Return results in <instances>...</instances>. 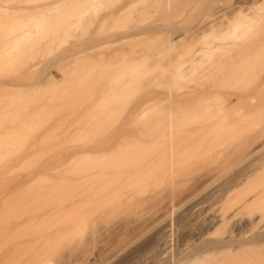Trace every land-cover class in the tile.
<instances>
[{
    "label": "rangeland",
    "instance_id": "rangeland-1",
    "mask_svg": "<svg viewBox=\"0 0 264 264\" xmlns=\"http://www.w3.org/2000/svg\"><path fill=\"white\" fill-rule=\"evenodd\" d=\"M105 1L109 2V6L106 2H102L106 5L101 4L97 8L98 11L90 8L92 9H89L90 14L87 8L84 12L85 17L83 15L81 18L74 19L78 21L80 18V22L78 21L79 23L75 26L76 29L73 28L75 21L71 22L70 17H68L70 20L58 19V22L61 21V23L57 22V24L53 17L56 26L59 24L55 30L52 27L53 31L57 30L56 34L51 32V27H48L50 35L46 33V30L43 34H47L48 37H39L35 42L34 50L36 52L41 51L44 54L46 52L47 57L55 58L61 62L59 65L60 69H64L63 79L65 80L62 79L58 86L47 85L45 88L47 95L42 99L45 100L44 109L47 112L53 113L54 111L55 113L54 117L48 113L47 115L52 118L49 119L52 125L57 126L56 133L45 131L51 135L45 134L42 129L39 132L43 131V134L40 133L35 138L37 142L35 143L33 140L29 145L36 150L39 149L36 151L37 153H41V147L42 150L44 147L47 148L46 153L49 154L52 149L53 151L62 149L61 155L63 154V156L64 152L67 154V149H73L77 145H80L79 147L84 145V149L86 147L102 149L103 147V151L95 149V154L91 156V153L90 159H83L84 164L82 165L81 161L80 169L93 173V166L95 168L97 166L96 162L104 160L108 166L106 165L105 170L101 169V173H96V179H99L102 173H109L106 178L101 177V181L99 179L94 182L95 177H92L93 185L91 184L78 197L79 238H77L75 246L78 251L77 255L69 260L66 257L61 262L51 264H92L90 262L94 257H97V253L100 254V258L96 261H99L107 259L112 251H117L116 256L106 260L104 264H140L143 263L142 255L145 256L146 253L147 255L151 254L150 257L145 256L149 260L146 261L147 264H248L253 254V251L251 254L250 252L253 249H251L252 244L249 246V232L245 228L247 232L243 228H241L242 231L233 229L235 234L231 233L233 239L229 240L233 246L231 249L217 248L219 246L206 248L210 243L217 245L216 242L219 243V239L223 235L230 233L229 229L233 226V223H230L232 220L211 224L212 226L209 224L208 233L204 234L207 236L200 238L201 241L195 239L194 235L191 236L190 230L193 225H197L196 222L206 225L205 219L210 213L228 210L233 201H240L243 194L249 192V188L254 182V175H251L253 159L250 161L247 157L250 154L247 153L248 150L251 151L253 142L251 139L255 130L256 101L259 91L254 78L249 77L244 60L248 56V44L258 37V28L253 25L250 32L242 36L240 33L232 36L227 29L231 23L227 26L225 23L227 24L228 17L237 22L244 19V16L255 15V9L249 3H245L239 8L242 13L237 10L234 12L232 9L233 15H231V11L225 10L229 12L226 13L219 9L220 7L222 9V4H230L233 0H171L168 12L164 6L165 0ZM263 3L264 1H261L259 6L262 7ZM103 7L105 9H102ZM84 8L86 7L83 6ZM74 10L76 11V9ZM99 10L102 11L99 12ZM107 10L109 12L105 15ZM223 11L225 15L222 13ZM82 14L83 12L80 16ZM13 15L17 16L0 15L1 26L7 24L4 22L10 18L17 20V17H20L21 21L29 16H22V19L19 14ZM2 16L5 19L1 18ZM163 16H166L167 19ZM199 26L201 29L198 28ZM167 28L172 30L168 31ZM168 32L173 33L170 36L172 41H175L169 60L160 52L153 54L155 45L157 46L160 44L159 42L165 40ZM57 41L61 49H56V55L52 46H55ZM208 43L213 44L212 48H206ZM38 45L41 46V49ZM43 47L48 51L53 48V51L47 52ZM65 48L67 49L65 50ZM24 50H30V48L27 47ZM68 56L71 58L68 59ZM137 60L139 61L136 62ZM241 61H243L242 64H240ZM139 62L144 63V68L136 65ZM168 63L174 68L171 70L176 71L171 80V84L175 85L172 87V97L174 96L173 102L175 101V107H178L177 110H179L177 112L180 113L174 130L173 145L175 156L179 157L177 160L180 159L178 161L181 166H178L176 174L174 173L172 176L165 172L168 160L167 138L160 134L162 127L152 121L154 119L152 116L156 117V113L157 116L161 115L158 112L162 111L167 104V80L162 77H166L164 71L166 72ZM18 65L14 64L13 66ZM173 65L177 67L175 68ZM135 68L136 71L138 69L141 71L136 72ZM43 70L45 71V69ZM21 71L23 72H21L22 76L27 72V70ZM36 72L34 73L36 74ZM67 72L70 74L68 75ZM32 75L34 76V74ZM29 76L32 78L30 74ZM115 83L117 85L121 83L120 86L118 85L120 88ZM125 84L128 87L124 86ZM88 92L89 97H87ZM2 96L0 101L3 104H1L6 105L9 102L8 98L6 100V97ZM82 100L85 105L89 106L86 107ZM84 106L85 109H83ZM146 108H149L148 111L151 110L153 113L151 114L150 111L145 113ZM193 109L196 111L192 114ZM197 112H201L198 113L201 116L196 114L199 116L196 117L195 113ZM76 118L77 120H75ZM1 120L0 123H3L6 119ZM150 122H153L155 127L150 125ZM9 124L10 119L5 124H0V129L3 128L1 125L6 128L9 126L11 129L12 125ZM80 124L82 127H79ZM76 126L78 128H75ZM9 128L7 130L4 128L3 131L9 132ZM85 129L89 132H85ZM154 133H159V140L157 134ZM143 138L145 140L142 141ZM154 138L157 140L151 141ZM117 144L120 145L121 152L118 150L114 152V155L110 154L111 150H115L113 147ZM26 147L29 146L26 145ZM31 147L29 149L33 151ZM79 147L76 148L80 149ZM76 148L74 147V149ZM107 148H109L110 156L107 152L109 156L106 155L107 159L103 157L105 159L99 158L96 161V154L103 153ZM128 148L132 150L130 151ZM26 149L28 150V148ZM92 151L94 153V150ZM249 166L251 168L247 170L252 177L246 173L248 176L247 179L245 177L246 181L244 182L243 177L246 174L242 171H245ZM169 177L172 180L168 179ZM238 196L241 198L237 199ZM197 202L198 208L193 213L187 212L189 206ZM199 204L201 205L199 206ZM238 215L241 214L238 213ZM163 227H166L168 231L165 246L162 245V247L154 249L152 237ZM239 231L242 233L240 234ZM183 236L189 241L192 240L193 244L190 241V244L186 242L189 246H185ZM194 243L197 246H194ZM192 247L199 252L202 251V254L191 256L192 252L189 251H192ZM232 249L233 251H231Z\"/></svg>",
    "mask_w": 264,
    "mask_h": 264
},
{
    "label": "bare ground",
    "instance_id": "bare-ground-1",
    "mask_svg": "<svg viewBox=\"0 0 264 264\" xmlns=\"http://www.w3.org/2000/svg\"><path fill=\"white\" fill-rule=\"evenodd\" d=\"M131 1H133V0H131ZM261 1L263 2L264 0H261ZM261 1H259V0H233V2L231 1L230 4L224 3L225 6L227 5V8H225V6L223 4L221 5L222 9H221V7L219 8L220 10H224V11L226 10V11H231V12L233 9L234 12H236V10H237L239 13H242V10H239V8L242 7V5H244L245 3L246 4L249 3L255 9V15H252L250 17L244 16V19H240L237 22L233 21V19H230V17H228L227 18L228 19L227 24L225 23L226 26L231 23V25H229L227 27V29L229 30L230 35L232 34V36H234L236 33H240L242 36L245 33L250 32L253 25H256V28H258V31H257L258 37L254 41H252L250 44H248V50H247L248 56L244 60V65L247 68V71L249 73V77L254 78L256 86H257L258 91H259V94L257 97L258 99L256 101L257 109H256V117H255V130H254V133H253L252 139H251V140H253V142L251 141L252 142L251 151L248 150V153H247V154H250L247 156V157H249V160L252 161V159H253V161H252L253 164H252V166L250 165L252 168L249 166V168L246 167L245 171H242L245 174L247 173L249 175L250 172L247 169L251 168V171H252L251 175H254V182H253L252 186L249 188L250 189L249 192L247 191V194L246 193L243 194L242 198L239 197L240 195L238 196L239 198H237V199L241 198L240 201L239 200H238V202L233 201L234 204L232 203V205L228 207V210L231 212V213L229 212L230 214L227 212L228 211L227 209H224L223 211L222 210L218 211V213H215V212L210 213L208 215V217L205 219L207 222V224L205 223L206 225H204V223H201V222H198L199 224L196 222L197 225L196 226L193 225V227H191V230H190L191 236L194 235L195 239L200 240V238L202 239L203 237L207 236V235L204 236V234L208 233L207 231L209 229V224L213 225V224L221 222V221L232 220V222L229 221L230 223H233V226H232L233 228L229 225L231 227V229H229L230 233L228 232L227 235L226 234L223 235L221 237V239H219L220 240L219 243L216 242L217 245H214V243H212V244L210 243L211 245L209 244L206 248L209 249L212 246H213V248H216V246H219L217 248L222 247V249L225 248L226 250H227V248L231 249L233 246L231 245L232 243L230 244L229 242H231L233 239V236L231 237V235H233L231 233H234L233 229L236 228V230H237V229H241V228L244 229L245 228L249 232V239H248V243L250 244L249 246H251V244H252V248L251 247H249V248L253 249L250 252V249L248 248L250 254L253 251V254H252L248 264H264V19H263L264 18V5L262 7L259 6V3H261ZM102 2H106V1L105 0L104 1H101V0H0V15H3V16L5 15V17H7V15L15 16L13 14H19V15H21V17L22 16L24 17L25 15H29V16H26L25 19H23V17H22L23 20H21V21L19 20L20 17H17L18 19L15 18L17 16L16 15L14 18L17 20H14V19L12 20L10 18L11 21H10V19H8V21L6 20L7 22H4V23H7V24H4L2 26L0 23V95H1L0 100H1V98H3L2 95H4L6 97V100L8 98L7 101H9L10 103L13 102V104H10L9 102L7 103V101H4L7 104L2 105L3 102L0 101V120H1V118L6 119V120L2 119V120H4L3 123L5 124V122L10 119L9 125H12L11 129L8 126V128L10 129L9 132L8 131L5 132L8 128H6L2 125H1V127H3V128L0 129V136H1L0 137V264H51L53 262H61V260H65L66 257H67V260L74 258L78 252V251H76L75 246H76L77 238H79V226H78L79 201H78V197L83 191H85V189H88L90 187V185L92 184L91 182H93V180H94V182L96 180H99V179L101 181V179H102L101 177L106 178L107 177L106 175L109 174L108 172H107V174H106V172L102 173L100 178L96 179V176H97L96 173L97 172L101 173V169L105 170L106 165H107L106 163H104V160H99V158L100 159H105V158L107 159L106 155L108 156V154L110 152H111L110 154L114 155V152L121 150L120 145H118L119 143L117 145H115V147H113V149L115 148V150H113V151L111 150L110 152L108 150L109 148H107L106 151L104 149V152L102 153L101 151H103L102 150L103 147H102V149L99 148L101 150L100 152L103 155L100 152H99L100 154H96L97 159L96 158L95 159H96V161L99 160V163H98V161L96 162L94 160L96 162L95 165H97V166L95 168L92 165L93 170H94V172H93L94 174H93L92 172H89V170L81 171L80 167L84 164V162L82 160L83 159H90L91 156H93V154H95V149H97V148L90 149L89 147H86L84 149L85 146L82 145L83 146V147L81 146L83 148L82 149L81 147H79L80 145H77L75 143V145H77L80 149H77L76 148L77 146H74L76 149H74V147H73V149L72 148L67 149V151H66L67 154L64 152V156L66 154V156L64 157L63 154L61 155L62 149H61V151H59L60 149H58V150L54 149V151H53V149H52V151L50 149L51 153L49 154V153H46L47 148L44 147V150H42V147H41L42 151L40 150L41 153L38 152L40 154L39 155L36 152V151H39V149L36 150V149H34V147L32 148L31 145H29L30 142L33 140L35 143L37 142L35 140V138H37L40 135V133L43 132V131L39 132L42 129L44 130L43 133H45V134L47 133L45 131H48L50 133H56L55 131H57V130H55V129L57 126L52 125L51 121L49 120V119H52L51 117L55 113H54V111H53V113L47 112L46 109H44V107L46 105L44 106L45 100L43 101L42 99L47 95V93L45 91V88L47 87V85L50 84V85H57L58 86L59 83L61 82V80L64 78V72H63L64 69L63 70L60 69L61 66L59 65V64H61V62H58V60H55V58L47 57L46 52H45V54H46L45 55L44 52H41V51L39 52L38 51L39 49L37 50L38 52H36V50H34L36 48L35 42L39 39V37L44 36L46 38L47 34L50 35V32L48 33L47 29H48V27L49 28L51 27L50 29L52 30V27H53L55 30L56 29L55 27H58V25H59L58 24L56 26L58 19L64 18V20H66V19L70 20V18H71V22L75 21L73 23L75 25L73 26V24H72V26L74 28L75 26H77L76 24H78L80 22L79 19L81 17H83V15L85 14L84 12H86L87 8H88L87 11L89 12L90 10H92L90 8L97 9L101 4L106 5L105 3H102ZM70 3H72V4L69 5ZM106 3H107V6H109L108 5L109 2H106ZM82 5L86 8L83 9ZM164 6L166 8V11L168 12V10L171 6V0H165ZM81 7H82L83 11H82V9L80 10ZM223 7H224V9H223ZM74 9H76V11ZM102 9H105V7H103ZM219 9L217 10V12L219 11ZM244 10H246V9H244ZM97 11H98V9H97ZM100 11H102V10H99V12ZM224 11L222 13H224V15H225L226 11L225 12ZM82 12H83V14H82V16H80ZM108 12L109 11L107 10V12H105V15ZM234 12H232L231 15H233ZM89 13L91 14V11ZM164 13H166L165 10H164ZM222 13H221V15H222ZM226 13H229V12H226ZM95 14H96V12H95ZM100 14H102V13H100ZM59 15H60V17H59ZM61 15H64L67 18L62 17ZM105 15L103 13L104 17H105ZM3 16L1 18H3ZM107 16H108V14H107ZM166 16H168V15L166 14ZM166 16L165 17L163 16V18L167 19ZM5 17L3 19H5ZM68 17H70V18H68ZM78 17H80L78 19L79 22L77 20H74V19H77ZM84 17H85V15H84ZM224 17H226V16H224ZM52 18L54 19V22H56V24L53 22ZM56 18H57V20H56ZM64 20H62V21H64ZM72 20H74V21H72ZM3 21H5V20H3ZM8 22H9V24H8ZM59 22L61 23V21H59ZM165 22H166V20H165ZM217 22L219 23V21H217ZM225 22H226V20H225ZM170 24H171V22H170ZM163 25H165V24H163ZM215 25H216V23H215ZM168 26H169V24H168ZM198 28L201 29V26H199ZM202 28H204V26H202ZM75 29H76V27H75ZM46 30H47V32H46ZM58 30H60V29H58ZM167 30L170 31L172 29L167 28ZM44 31L47 33L46 35L43 34V33H45ZM56 31L52 30L51 32H55L54 34H56ZM68 31H70V30H68ZM68 31H67V33H68ZM170 34H171V32L170 33L168 32L165 40H163L162 42H159L160 44H158L157 46L155 45V47L153 49L154 52L151 51V52H153V54L160 52V53H162V55L164 54L167 57V59L170 57L169 55L171 54V51L173 50L174 42H175V41L174 42L172 41ZM39 35H41V36H39ZM48 40H50V39H48ZM29 42H30V44H29ZM60 42L62 43V41H60ZM45 45H47V44L45 43ZM49 45H50V43H49ZM58 45H60V44H58V41H57V44L55 43V46H52L55 49L56 53H54V54H56V55H57L56 49L60 48ZM212 46H213V44L208 43L206 48L210 49V48H212ZM27 47L30 48V50H24ZM31 47H33V50H31ZM38 47L40 48L41 46L38 45ZM64 47H67V46H64ZM81 47H82V45H81ZM85 47H86V45H85ZM53 48L49 49V51H48V49H46V50H47V52H52ZM67 48H65V50ZM44 50H45V48H44ZM50 54L52 55V53H49V55ZM69 56H70V54H69ZM69 56H68V59L71 58V57L69 58ZM73 56H76V54H73ZM22 57H25L26 59L22 58ZM19 58H20V60H18ZM74 58H73V60H74ZM139 60H137L136 62H138ZM141 60H143V59H141ZM142 62H144V61H142ZM142 62H139L136 65L142 66L144 68V65H143L144 63H142ZM166 62H168V61H166ZM147 63H148V61H147ZM242 63H243V61H241L240 64H242ZM14 64H19V65L13 66ZM145 64H146V62H145ZM136 65H135V67H137ZM133 67H134V65H133ZM142 67L141 68L138 67V68L143 69ZM173 67L176 68L177 66L173 65ZM43 69H45V71ZM69 69H70V67H69ZM139 69H138V71H136V68H135V71L140 72L141 70H139ZM171 69H174V68H172L170 63H168V66L166 67V72L163 70L166 77H162V78H166V80H167V82H166V87H167L166 92L168 94L167 95V102H166L167 104L163 110L160 108V110H162V111H159L158 114H161V115L157 116V113H156V115H155L156 117H154V115L152 116V118H154L152 121L156 122V124L158 126L162 127L160 134H162L163 136L165 135L167 138V141H168L167 142L168 147H166V148H168V152H167V154H168L167 159L168 160H167V166L165 167V169H166L165 172H167L168 175H170V176L174 175V173L176 174V172H175L176 169H178V166H181V165H179L181 163L178 161L180 159L177 160L178 156H175L176 152L174 150V145H173V143H174L173 142L174 130H175L176 124L178 122L177 120H179L178 118H180V117H178L180 115V113L177 112L179 110H177L178 107L177 108L175 107L176 106V104H174L175 101L173 102L174 96L172 97V87L173 86L175 87V85L171 84V80L175 76L176 71H173ZM21 70H23V71L27 70V72H25L26 74H24L22 76ZM30 70L34 71V72L37 71V72L35 74L34 72L32 73ZM175 70H177V69H175ZM38 72H39V74H38ZM20 74L22 77L20 76ZM27 74H28V76H27ZM29 74L32 76L33 79L29 76ZM32 74H34V76ZM69 74L70 73H68V75ZM36 75L38 76V78H36L37 77ZM65 75L67 76L66 73H65ZM124 76H127V75H124ZM23 77H25V78H23ZM39 77H41V78H39ZM63 80H65V79H63ZM118 80H117V82H118ZM111 85H112V83H111ZM118 85H119V83H118ZM118 85L116 84V86H118ZM120 85H121V83H120ZM124 86H127V85L125 84ZM124 88H126V87H124ZM132 88H130V89H132ZM89 92L92 93L91 91H89ZM89 92L87 93L88 94L87 97H89ZM30 98H32V99H30ZM91 98H92V96H91ZM127 98H129V97H127ZM9 99H11V100H9ZM4 100H5V98H4ZM30 101H32V102L29 103ZM82 103H83V100H82ZM8 104H10V105H8ZM55 105H57V104H55ZM87 105H85V106L88 107L89 105L88 106ZM85 106L83 109H85ZM73 107H74V105H73ZM81 107H83V105H81ZM46 108H48V107H46ZM79 109L81 110V108H79ZM148 109L147 108L145 109V111H146L145 113H148L149 111L151 113V110H153L150 108L151 110L148 111ZM195 111L193 109L191 111V113L193 114ZM47 113L49 115L51 114V117L49 115H47ZM198 113L199 112L195 113V116ZM76 114H78V113H76ZM76 114H75V116H76ZM48 116H49V118H48ZM199 116H201V115H199ZM199 116H196V117H199ZM193 118H195V117H193ZM75 120H77V118ZM82 120H84V119H82ZM80 122H81V120H80ZM153 122L152 123L150 122L151 123L150 125H153ZM3 123H0V124H3ZM8 123L6 124V126L8 125ZM74 124H75V122H74ZM79 127H82L81 124ZM153 127H155V125H153ZM4 128L6 129L5 131H3ZM75 128H78V126H76ZM154 131H155V129H154ZM85 132H89V131L86 130ZM50 133H47V134H50ZM154 134H157V133H154ZM158 134H157V136H158ZM137 135H139V134H137ZM162 135H160V136H162ZM42 136H44V135H42ZM49 136H48V138H49ZM79 136H81V135H79ZM82 136H84V135H82ZM141 136L143 137V135H141ZM152 136H153V133H152ZM152 136H151V138H152ZM144 138L142 139V141L145 140ZM149 138H147V139H149ZM159 138L160 137L158 136L157 139L159 140ZM83 139H85V138H83ZM157 139L154 138V139H151V141H155ZM133 143H134V141H133ZM144 143H145V141H144ZM124 144H125V142H124ZM26 145L31 147L33 149V151H31V149H29V147H26V148H28V150H27L25 148ZM86 146H88V145H86ZM117 146H118V149H117ZM133 146H134V144H133ZM57 147H59V146H57ZM127 147L125 149V152L127 150ZM134 148H135V146H134ZM99 149H97V150L99 151ZM128 149H130V151L132 150L131 148H128ZM92 150H94V153ZM123 151H124V148H123L122 152ZM59 152H60V154H59ZM107 152H108V154H107ZM91 153H92V155H91ZM96 153H98V152H96ZM110 154H109V156H110ZM67 155H68V157H67ZM99 156H101V157H99ZM103 157H105V158H103ZM81 161H82V165H81ZM105 161H108V160H105ZM95 162H93V163H95ZM102 162L105 164V166L103 165ZM102 166L104 167V169ZM98 167L100 168V170ZM96 169H97V171H96ZM247 174L244 177L241 176V177H243L244 182L246 181L245 177L247 179V176H248ZM165 175L167 176V174H165ZM251 175H249V176L252 177ZM92 177H95V179H93ZM151 177H152V175H151ZM170 178L171 177H169L168 179H170ZM243 179H242V181H243ZM171 180H172V178H171ZM239 182H241V181H239ZM202 200H204V199H202ZM201 203H202V201H201ZM230 204H231V202H230ZM230 204H228V205H230ZM196 205L198 206V202L194 203V204L192 203L189 206V208L187 207L188 208L187 212L193 213L198 208ZM200 205L201 204H199V206ZM224 211H226L227 213L226 212L224 213ZM238 213L241 215H238ZM227 214H229V215H227ZM244 214H246V215H244ZM203 218H204V216H203ZM203 218H201V219H203ZM169 226H170V224H169ZM243 229H241L240 231H242ZM245 229H244V231H245ZM232 230H233V232H231ZM240 231H239V233H240ZM244 231H243V233H244ZM247 231H245V232H247ZM167 232H168L167 228L163 227L158 232H156V234L152 237V240L154 242V245H153L154 249H157L160 246L162 247V245H164L166 243ZM229 237H231V239H229ZM190 238H192V237H190ZM182 239H183L184 245L186 244V242L188 244H190L192 242V240H190L191 241L190 242L189 239L186 237L184 238V236ZM245 239H247V238H245ZM245 239H243L244 242H245ZM229 240H231V241H229ZM188 244H186L185 246H187ZM192 244H193V242H192ZM194 244H195L194 246H197L196 243H194ZM247 247H248V245H247ZM191 250L192 251H189V252H192L191 256H193V257H195L196 255L202 254L201 253L202 251L199 252L196 248L192 247ZM231 251H233V249ZM116 254H117V251H112V252H110V255L107 257V259L96 261L97 259L100 258V254L97 253V255H96L97 257H94L90 263H92V264H104L106 260L111 259V257H113L114 255L116 256ZM131 254L133 255V253H131ZM144 255L146 256L147 253ZM150 255L148 254L147 256L150 257ZM145 256L142 255L143 258L141 257L143 263H145L146 261L147 262L149 261ZM132 257H134V256H132ZM141 259H139V260L141 261ZM147 262H146V264H147ZM143 263H140V264H143Z\"/></svg>",
    "mask_w": 264,
    "mask_h": 264
}]
</instances>
